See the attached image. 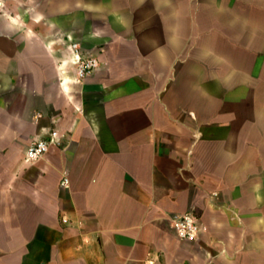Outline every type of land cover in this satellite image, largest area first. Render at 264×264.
<instances>
[{
    "label": "crops",
    "instance_id": "1",
    "mask_svg": "<svg viewBox=\"0 0 264 264\" xmlns=\"http://www.w3.org/2000/svg\"><path fill=\"white\" fill-rule=\"evenodd\" d=\"M68 3L0 9V264H264V0Z\"/></svg>",
    "mask_w": 264,
    "mask_h": 264
},
{
    "label": "built area",
    "instance_id": "2",
    "mask_svg": "<svg viewBox=\"0 0 264 264\" xmlns=\"http://www.w3.org/2000/svg\"><path fill=\"white\" fill-rule=\"evenodd\" d=\"M4 0H0V7H3ZM70 46L74 62L76 64L77 76L79 79H84L93 74L100 66V60L97 56L84 52L82 45L75 39H71ZM63 141L60 134L56 130H52L47 135L33 140L27 147L26 157L29 161H38L42 159L54 145H60ZM65 182L68 179L65 178ZM66 222L67 219L64 217ZM172 226L177 232V235L182 240L194 241L197 240L201 233V223L192 212H185L183 214L174 216L172 219Z\"/></svg>",
    "mask_w": 264,
    "mask_h": 264
},
{
    "label": "water",
    "instance_id": "3",
    "mask_svg": "<svg viewBox=\"0 0 264 264\" xmlns=\"http://www.w3.org/2000/svg\"><path fill=\"white\" fill-rule=\"evenodd\" d=\"M78 2H80V0H70V3H68V4L72 7H75ZM55 10L60 11V10H62V7L60 5H58L55 7Z\"/></svg>",
    "mask_w": 264,
    "mask_h": 264
},
{
    "label": "rangeland",
    "instance_id": "4",
    "mask_svg": "<svg viewBox=\"0 0 264 264\" xmlns=\"http://www.w3.org/2000/svg\"><path fill=\"white\" fill-rule=\"evenodd\" d=\"M0 9H2V7H0ZM100 25H98L97 24V22H94V24H93V29L94 30H97L98 29V27H99ZM77 41V40H76ZM80 43V42H79ZM81 44V43H80ZM239 259V258H238ZM239 264L241 263V258H240V260H239V262H238Z\"/></svg>",
    "mask_w": 264,
    "mask_h": 264
}]
</instances>
